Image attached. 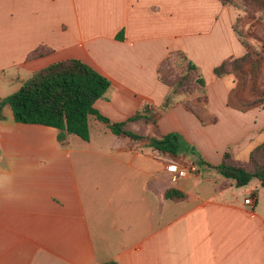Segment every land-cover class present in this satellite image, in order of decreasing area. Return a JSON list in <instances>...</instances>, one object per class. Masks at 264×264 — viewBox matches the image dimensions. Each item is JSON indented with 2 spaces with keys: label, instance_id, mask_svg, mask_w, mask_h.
I'll list each match as a JSON object with an SVG mask.
<instances>
[{
  "label": "crops",
  "instance_id": "1",
  "mask_svg": "<svg viewBox=\"0 0 264 264\" xmlns=\"http://www.w3.org/2000/svg\"><path fill=\"white\" fill-rule=\"evenodd\" d=\"M237 14L219 0H0V98L67 57L110 79L94 106L112 120L162 102L169 86L158 66L169 51L184 50L206 81L188 95L191 109L177 96L157 119L194 148L176 154L118 136L94 115L88 139L61 141L56 127L16 121L4 103L0 264H264V185L236 186L211 166L225 149L246 160L264 139L263 72L258 84L254 72L246 81L213 73L246 52L242 38L255 49L264 42L259 12L239 32ZM170 187L184 197H166Z\"/></svg>",
  "mask_w": 264,
  "mask_h": 264
},
{
  "label": "trees",
  "instance_id": "2",
  "mask_svg": "<svg viewBox=\"0 0 264 264\" xmlns=\"http://www.w3.org/2000/svg\"><path fill=\"white\" fill-rule=\"evenodd\" d=\"M229 1L220 0L221 3ZM245 1L264 12V0ZM43 51L42 47H38L30 56ZM179 53L186 59V69L169 82L159 75V78L169 86L162 102L159 105L144 103L125 119L112 120L94 106L96 99L108 97L111 81L91 64L76 57L62 58L35 70L17 90L0 98V113L4 103H8L16 121L54 126L57 128V138L61 141L68 133H75L88 139V118L94 115L114 134L131 140H145L152 149L170 154H176L182 149L193 150V146L179 132H161L157 124L160 113L174 104V96L184 92L182 88L187 82L193 80L198 88H204L206 85L198 66L187 55ZM250 55L249 50H246L242 55L227 57L213 67V73L217 77H223L249 61ZM261 99L264 100V93ZM184 104L191 109L189 103ZM136 122L142 129L146 125H151L152 134L147 135L142 129L133 128L132 123ZM211 166L236 186L246 184L252 177L259 178L264 185V139L251 149L246 160L237 159L229 149H225L221 160ZM164 195L182 198L185 192L170 187L164 191ZM101 264L115 262L110 260Z\"/></svg>",
  "mask_w": 264,
  "mask_h": 264
},
{
  "label": "rangeland",
  "instance_id": "3",
  "mask_svg": "<svg viewBox=\"0 0 264 264\" xmlns=\"http://www.w3.org/2000/svg\"><path fill=\"white\" fill-rule=\"evenodd\" d=\"M222 4H228L232 6L234 9H236V11H238V14L235 17L236 20L234 23V27L237 30V32H239L238 26L240 25L241 20L244 16H247L248 18H252V16H256V11H258L259 17L264 18V12L261 9H257V7L253 6L251 3L246 2L245 0H230L229 2L222 3ZM242 42L244 43L246 50H249V52L251 53L250 58H249L250 60L246 61L241 67L231 72H236L238 74L241 72L243 80L245 81L247 80V78H250V74L253 75V72H254L255 74H257L255 76V82L258 84V80L259 81L261 80L260 79V75H262L261 71L264 74V67L262 70V66H261L262 60H264V42H262L259 45L258 49H255L253 46L250 47L249 42L244 38H242ZM179 52H182L186 55L185 51L182 49H175V50L169 51L168 54L164 57V59L160 63V65L158 66V72H159L160 77L168 82L176 79L186 69V59L183 58ZM251 79H252V76H251ZM252 81L254 80L252 79ZM182 89L184 92H180L176 94L174 97H175V100L177 96L186 97L184 98V103L185 102L189 103L190 101V98H188L189 94L194 93V92H202L204 90V88H198L197 83H195L193 80L187 82V84ZM1 92L2 93L8 92V90H5V91L3 90ZM89 125L90 126L92 125L91 126L92 129L95 128L93 118H91V124L89 123ZM139 125L140 124L136 122V126H134L133 128L137 130L142 129ZM147 126L148 125L144 126L142 129L145 134H147L146 133ZM150 127H151V134H152V126L150 125ZM151 134H147V135H151ZM142 141H145V140H142ZM182 164L185 165L186 162L185 163L182 162Z\"/></svg>",
  "mask_w": 264,
  "mask_h": 264
},
{
  "label": "built area",
  "instance_id": "4",
  "mask_svg": "<svg viewBox=\"0 0 264 264\" xmlns=\"http://www.w3.org/2000/svg\"><path fill=\"white\" fill-rule=\"evenodd\" d=\"M188 167H192V164L189 163ZM170 169L173 170V171H176L178 174H183L184 173V167H178V165H176V164H173ZM253 196H254L253 194H249L248 196H246L244 198V201L247 202V203L248 202H252L253 201Z\"/></svg>",
  "mask_w": 264,
  "mask_h": 264
}]
</instances>
